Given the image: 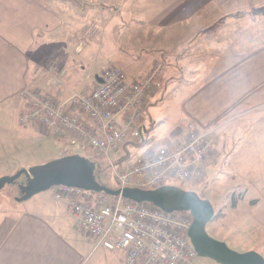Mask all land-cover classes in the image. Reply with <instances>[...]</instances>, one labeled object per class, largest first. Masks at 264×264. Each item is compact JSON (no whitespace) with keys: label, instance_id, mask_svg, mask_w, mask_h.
Instances as JSON below:
<instances>
[{"label":"crops","instance_id":"crops-1","mask_svg":"<svg viewBox=\"0 0 264 264\" xmlns=\"http://www.w3.org/2000/svg\"><path fill=\"white\" fill-rule=\"evenodd\" d=\"M64 1L66 4L62 0H0V128L4 129V138L15 135L17 116L23 107L21 91L27 85L36 84L35 71L31 70L37 68L38 58L42 56L37 52L39 46L45 47L48 56L65 59L58 67L60 75H64L63 79L79 73L78 61L75 62L76 57L68 54L67 44L74 42L76 37L61 31V26H68L71 18L91 16L98 18L101 26L108 25L103 21L108 18L110 30H104L108 34L102 36L104 31L101 29L97 40L114 42L113 34L117 35L119 26H128L123 34L130 33L127 36L132 37L135 32L142 34L151 26L159 30L181 22L190 23L189 20L194 17L197 18V27H206L213 23V10L222 7L213 0H141L138 3L100 0L97 5L89 6L97 9L98 13L89 14L84 13L83 7H71V4H76L75 0ZM203 17L209 18L207 23H202ZM111 25L116 26L115 33ZM212 33L199 32L202 36ZM125 40L128 41L127 38ZM165 47L164 42H158L154 48L160 50L161 56ZM60 48H63L62 51ZM151 56L145 58L135 54L132 57L125 53L126 58L131 57L136 62L135 65H147L142 70L143 75L149 70L148 66L154 58ZM103 57L110 63L126 66V72H129L130 65L122 61L125 58H119L118 53L110 52L108 58ZM164 58L168 65H172L173 59L167 55ZM208 64L211 65L210 61ZM218 66L220 70L217 73L214 74L215 67H212L204 78L199 74L195 79L198 85L188 86L190 92L185 97L184 108L191 105V110H183L185 117L188 114L197 126L214 129L211 133L214 153L206 156V168L217 164L219 153L238 154V159L246 154H264V43L242 52L230 47L223 57V65ZM181 67L179 65L178 69ZM173 74L178 73L173 71ZM96 78L98 84L99 73ZM158 90L150 93L141 107L140 143L135 146L131 143L121 145L112 152L115 157H122V164L127 161L124 155L134 151L138 156L132 155L133 159L152 154L147 144L141 145V142L152 133L150 103ZM26 127L36 128L46 138L53 136L38 124ZM170 134L162 141L173 143V139L168 137ZM14 152L15 149L5 151L0 148V176L15 169L14 163H8V157ZM245 160L254 158L246 157ZM246 168L254 171L243 173L244 179L251 181L252 185H264V180L261 183L254 181L262 179L258 178L262 174L260 168H256L255 164ZM18 202L19 207L12 211L0 208V264H123V251L93 247V239L78 227L67 201L56 199L53 191L43 190Z\"/></svg>","mask_w":264,"mask_h":264},{"label":"rangeland","instance_id":"rangeland-1","mask_svg":"<svg viewBox=\"0 0 264 264\" xmlns=\"http://www.w3.org/2000/svg\"><path fill=\"white\" fill-rule=\"evenodd\" d=\"M99 1L75 0L76 4H71L72 1H70V4L71 7H83L84 13L92 14L94 12L98 13V11L90 8V5H97ZM139 1L141 0H129L130 3H138ZM213 1L222 7L218 6L217 10H213V23L206 27H197V18L194 17L189 20L190 23L181 22L166 26V28L162 27L159 30L157 27L151 26L142 34L134 30L135 34L132 37L127 36L130 33L123 34L128 26L117 27L118 33L116 35V26L111 25V29H114L113 32L115 33L112 39V41L115 40L114 42H99L97 40L101 29H103L102 31L110 30L108 18L103 19L108 24L105 26H101L102 23L98 24V18L93 19L91 16H86L84 19L71 18L68 26L63 24L61 31L68 32L71 36L76 37L74 42L71 41L67 44H69L68 54L71 57H76L75 62L78 61L79 73L77 72L75 76L69 75L67 79H63L64 75H60L61 69L58 67L61 65L60 62H64L65 59L48 56L45 47L39 46L37 52L41 53L42 56L38 58L37 68L34 67V70H31V72L35 71L37 81L34 85L25 86L21 91L23 107L17 116L18 122L15 135H12L11 138H4V129L0 128V148L5 151L15 149L14 154L8 157V163H14L15 169L7 171L8 173L5 175H10L20 168H28L66 154L77 153L94 161L96 167L97 164H100V168L105 166L104 172L111 175L112 180L107 181L106 176H103L100 181L110 187H116L113 180V166L117 170L130 163L133 159L132 155L138 156L134 154L135 151L129 155H124L125 158L127 157V161L123 164L120 162L122 157H115V153H112L113 166H110L107 161L95 156L87 144H70L65 138L54 136L46 138L36 128L26 127L19 121L20 115L25 111L28 104V99L23 93L47 94L55 101H61L73 90L89 89L95 86L97 84V73L101 74L102 69L106 66H117L125 72L129 79H136L148 74L157 63L163 64L159 78L162 81L161 85L164 84V86L159 88L157 95L150 103L152 133L141 142V145L147 144V149L149 148L148 150H151V152L161 144L175 147L183 143L188 138L191 130L208 129L212 133L214 129L199 127L188 118V114L186 117L183 114V110L187 109L188 112L191 110V105L184 108L185 97L190 92L188 86L198 85V81H195V79L199 77V74L204 78L212 67H215L213 68L214 74L217 73L220 70L218 65H223V57L230 47L242 52L264 43V0ZM62 2L66 4L64 0ZM136 11L140 13L141 10ZM208 19V17H203L202 23H207ZM72 22L73 25H71ZM194 29L195 31H193ZM106 31L103 32L102 36L108 34ZM163 31L165 33L162 35ZM204 31L213 33L208 34V36L199 34V32ZM158 42H164L166 46V50H163L164 53L161 56H159L160 50L154 48L158 45ZM60 47H62L61 43ZM62 49L60 48L61 51ZM102 49L104 51V54H102L107 58L110 52L118 53L119 58H125L122 61L130 65L129 72H126V66L124 68L120 64L110 63L109 59H105L100 54ZM125 53L126 55H132V57L136 54L145 58L152 55L150 58H154L148 66L147 73L143 75L144 71H142L147 66L145 63L140 64L142 67L135 65L136 62H133L131 57L126 58ZM166 55L173 59L172 65H168L166 62V58H164ZM209 61L211 65L208 64ZM179 65L182 66L181 69H178ZM173 71L178 74L174 75ZM172 82L173 84H171ZM156 90H150L148 95ZM169 132L171 134L168 137L173 139L171 144H167L170 143V140L162 141ZM211 138L213 139L212 136ZM137 139L139 137L136 139L129 138L123 145H128L134 140L136 143H140ZM132 149L134 150V148ZM213 150L214 145L208 151L207 156L214 153ZM246 157L254 158V160H245ZM130 158L132 159L129 160ZM217 160V164L212 168H205V173L198 179H188L182 182L170 179L168 184H175L183 189L193 190L202 198L210 201L214 208V215L206 225V231L209 235L224 241L233 250L240 252L254 250L264 258V185H252L251 181L242 177L243 173L247 174L248 171H254L247 170L246 166L255 164L256 168H260L262 171L261 176H258L262 179L254 181L261 183L264 180V154H246L241 155L238 159V154L219 153ZM54 188L52 186L44 191H53L54 193ZM18 196L17 184L4 185L0 189V208L6 211L18 208L20 202L15 200ZM192 264L220 263L209 257L196 254Z\"/></svg>","mask_w":264,"mask_h":264},{"label":"built area","instance_id":"built-area-1","mask_svg":"<svg viewBox=\"0 0 264 264\" xmlns=\"http://www.w3.org/2000/svg\"><path fill=\"white\" fill-rule=\"evenodd\" d=\"M163 69L157 63L142 78L129 79L117 66H106L100 82L89 89L73 90L55 101L47 94L23 93L28 99L21 124H38L70 144H87L95 156L113 166L115 152L129 138L141 135V105L152 89H159ZM208 129L190 131L181 144L159 145L152 154L136 157L115 169L116 187L154 188L168 180L198 179L205 173V158L213 147ZM54 197L66 200L78 227L93 240V247L123 251V264H192L196 251L187 229L191 215L165 211L149 202L121 196L54 186Z\"/></svg>","mask_w":264,"mask_h":264},{"label":"water","instance_id":"water-1","mask_svg":"<svg viewBox=\"0 0 264 264\" xmlns=\"http://www.w3.org/2000/svg\"><path fill=\"white\" fill-rule=\"evenodd\" d=\"M6 184H17L18 201L62 184L101 191L135 202H149L165 211H187L191 215V223L186 233L197 255L209 257L220 264H264V258L258 252L233 250L224 241L207 233L206 225L214 215V208L209 200L195 191L175 184H161L154 188L110 187L97 178L95 162L77 153L0 176V189Z\"/></svg>","mask_w":264,"mask_h":264},{"label":"trees","instance_id":"trees-1","mask_svg":"<svg viewBox=\"0 0 264 264\" xmlns=\"http://www.w3.org/2000/svg\"><path fill=\"white\" fill-rule=\"evenodd\" d=\"M209 28H211V27H209ZM153 92H154V91H153ZM138 141H140V139H138ZM130 143L132 144V146H135L136 144H139V143H136V142H134V141H131ZM120 162H121V160H120ZM99 165H100V164H97V167H96V176H97V178H98L99 180H101V177L106 176L107 181H108L109 179L112 180L111 175L106 174V173L104 172V170H105V166H104V167L102 166L103 168H100ZM107 181H106V182H107Z\"/></svg>","mask_w":264,"mask_h":264}]
</instances>
